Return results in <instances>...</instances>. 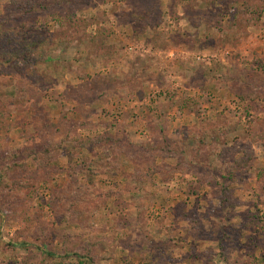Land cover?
Segmentation results:
<instances>
[{
    "label": "rangeland",
    "instance_id": "rangeland-1",
    "mask_svg": "<svg viewBox=\"0 0 264 264\" xmlns=\"http://www.w3.org/2000/svg\"><path fill=\"white\" fill-rule=\"evenodd\" d=\"M11 36L0 264H264V0H0Z\"/></svg>",
    "mask_w": 264,
    "mask_h": 264
},
{
    "label": "trees",
    "instance_id": "trees-1",
    "mask_svg": "<svg viewBox=\"0 0 264 264\" xmlns=\"http://www.w3.org/2000/svg\"><path fill=\"white\" fill-rule=\"evenodd\" d=\"M30 44L24 43V40L17 36L0 37V56L2 57V61H6V63H10L11 59L13 61L20 59L27 61V52Z\"/></svg>",
    "mask_w": 264,
    "mask_h": 264
}]
</instances>
